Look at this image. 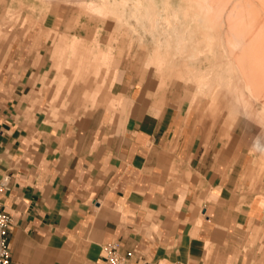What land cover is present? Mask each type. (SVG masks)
Wrapping results in <instances>:
<instances>
[{
	"label": "crops",
	"instance_id": "obj_1",
	"mask_svg": "<svg viewBox=\"0 0 264 264\" xmlns=\"http://www.w3.org/2000/svg\"><path fill=\"white\" fill-rule=\"evenodd\" d=\"M61 39L46 83L56 82L55 93ZM10 50L0 46V179L8 176L0 204L10 216L11 264H99L109 243L131 252L130 264H264L262 210L214 129L121 83L111 102L124 103L112 122L47 123L26 101L42 65L25 68L24 46L12 49L16 56ZM83 83V99L93 102L100 84Z\"/></svg>",
	"mask_w": 264,
	"mask_h": 264
},
{
	"label": "rangeland",
	"instance_id": "obj_2",
	"mask_svg": "<svg viewBox=\"0 0 264 264\" xmlns=\"http://www.w3.org/2000/svg\"><path fill=\"white\" fill-rule=\"evenodd\" d=\"M123 1L0 0V46L15 56L12 49L24 46L25 68L42 65L26 95L29 112L55 125L107 115L112 122L124 103L111 102L121 96L114 91L127 85L153 107L214 129L232 148L240 185L264 218V0ZM58 35L66 47L57 54L61 85L55 93L56 82L46 83L55 74ZM232 35L247 40L240 53ZM84 79L100 84L93 102L82 97ZM247 82L262 96L250 93ZM260 231L264 236V226Z\"/></svg>",
	"mask_w": 264,
	"mask_h": 264
},
{
	"label": "built area",
	"instance_id": "obj_3",
	"mask_svg": "<svg viewBox=\"0 0 264 264\" xmlns=\"http://www.w3.org/2000/svg\"><path fill=\"white\" fill-rule=\"evenodd\" d=\"M8 188V176H3L0 179V196ZM10 216L3 212L0 204V264H11L10 255L7 245L8 225ZM105 257L99 264H130L129 257L131 252L119 254L117 252V244L109 243L104 246Z\"/></svg>",
	"mask_w": 264,
	"mask_h": 264
},
{
	"label": "bare ground",
	"instance_id": "obj_4",
	"mask_svg": "<svg viewBox=\"0 0 264 264\" xmlns=\"http://www.w3.org/2000/svg\"><path fill=\"white\" fill-rule=\"evenodd\" d=\"M122 1H123V0H122ZM123 2H125V1H123ZM121 3H122V2H121ZM112 4H113V3H112ZM113 5H114V4H113ZM122 5H123V4H122ZM137 5H138V4H137ZM115 6H116V5H115ZM123 6H124V5H123ZM136 7H137V6H136ZM136 7H135V8H136ZM139 7H140V6H139ZM139 7H138V9H139ZM113 8H114V7H113ZM116 8H117V7H116ZM135 8H134V11L137 10V9L135 10ZM123 9H125V8L123 7V8H122V11H123ZM211 9H212V8H211ZM115 12H117V11H115ZM132 12H133V10H132ZM119 13H120V12H119ZM122 13H124V11H123ZM135 13H136V12H135ZM117 14H118V13H117ZM129 14H130V13H128V15H129ZM133 14H134V13H133ZM133 14H131V15H133ZM119 15H121V13H120ZM119 15H118V16H119ZM131 15H130V16H131ZM123 16H124V15H123ZM133 17H134V16H133ZM135 17H136V16H135ZM146 18H147V17H146ZM146 18H145V19H146ZM236 18H237V17H236ZM121 19H122V18H120L119 20H121ZM139 19H140V18H139ZM114 20H115V19H114ZM232 20H233V19H232ZM121 21H122V20H121ZM119 22H120V21H119ZM138 22H139V21H138ZM232 22H233V21H232ZM176 26H177V25H176ZM155 29H156V28H155ZM250 29H252V28H250ZM252 30H253V29H252ZM249 31H250V30H249ZM172 33H173V32H172ZM232 33H233V32H232ZM236 33H237V32H236ZM247 33H248V32H246V33L244 32L245 35H244L243 33H242V34L246 37V36H247V35H246ZM249 33H250V32H249ZM254 33H255V30H254ZM153 34H154V33H153ZM250 34H251V33H250ZM250 34H248V35H250ZM237 35H238V33H237ZM154 36H155V35H154ZM233 36L235 37L236 35H232V37H233ZM251 36H253V35H251ZM251 36H250V37H251ZM170 37H171V35H170ZM255 37H256V36H255ZM235 38H236V39H235V41H236V43H235V44H236L235 48H236V49H234V50L236 51V53H237V52L240 53V52L242 51L243 46H244V44L246 43L247 40H245L242 36H241V37H235ZM247 39H248V38H247ZM181 41H182V40H181ZM249 42H250V40H249ZM167 43H168V42H167ZM250 43H251V42H250ZM250 43H249V44H250ZM254 43H255V42H254ZM249 44H248V45H249ZM255 44H256V43H255ZM177 46H178V45H177ZM251 47H253V46H251ZM179 48H180V46H179ZM256 48H257V47H256ZM252 49H253V48H252ZM249 50H250V49H249ZM253 52H254V51H253ZM255 52H256V51H255ZM233 57H234V56H233ZM246 67H247V69L249 70V66H246ZM246 67H245V68H246ZM251 79H252V78H251ZM252 81H253V80H252ZM252 83H253V82H247V83H246V87H247V89L250 91V93H252V91H253L252 94H255V92H254V90H255V89H254V85H253ZM256 87H257V85H256ZM256 91H257V89H256ZM256 94H260V93H256ZM256 94H255V95H256ZM263 94H264V93H263ZM260 95H261V94H260ZM261 96H262V95H261ZM259 97H260V96H259ZM259 97H258V98H259ZM263 97H264V96H263ZM258 98H257V99H258ZM260 99H261V98H259L258 100H260ZM256 101H257V100H256Z\"/></svg>",
	"mask_w": 264,
	"mask_h": 264
}]
</instances>
